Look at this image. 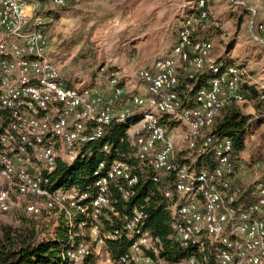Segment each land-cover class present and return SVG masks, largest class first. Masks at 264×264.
Here are the masks:
<instances>
[{
    "label": "built area",
    "instance_id": "obj_1",
    "mask_svg": "<svg viewBox=\"0 0 264 264\" xmlns=\"http://www.w3.org/2000/svg\"><path fill=\"white\" fill-rule=\"evenodd\" d=\"M84 1L0 0V219L13 210L18 222L60 217L71 238L78 228L99 247L128 239L130 247L118 260L107 252V264H169L160 257L162 240L147 227L144 206H135L119 227L108 229L103 221L109 213L119 216V201L135 197L143 170L151 169L155 183L166 179L162 192L170 202L171 239L188 252L173 264H264V160L253 164L257 175L252 184L236 183L234 176L243 166L236 161L233 141L213 133L225 107L247 104L244 86L256 79L247 66L217 64L211 40L195 36L207 26L212 0H197L198 14L182 22L170 53L138 72L148 96H132L128 102L117 78L110 80L113 91L106 95L71 85L50 57L46 19L38 11L45 4L62 10ZM259 29L264 35V26ZM184 74L208 82L194 96L183 97ZM257 85L264 110V85ZM131 106L141 119L121 139L129 152L101 161L85 188L58 186V164L92 156L91 147L105 138L114 121L135 115ZM99 150L107 156L112 152L108 143ZM185 150L190 158L212 157L216 165L198 169L182 161ZM94 254L80 239L66 247L62 258L90 264Z\"/></svg>",
    "mask_w": 264,
    "mask_h": 264
},
{
    "label": "rangeland",
    "instance_id": "obj_2",
    "mask_svg": "<svg viewBox=\"0 0 264 264\" xmlns=\"http://www.w3.org/2000/svg\"><path fill=\"white\" fill-rule=\"evenodd\" d=\"M183 1L85 0L76 8H69L70 10H60L45 4V9H42L39 15L46 19L45 27L52 50L68 54V57L74 55V70L83 72L92 83H96L95 79L99 74L103 75L100 69L97 72L100 54L103 56L104 53L106 55L110 52L122 57L123 62L131 60L133 64L146 60L152 53L158 55L160 50L152 47V41L145 42V33L160 24L157 19L159 15L167 17L169 12L172 25L170 26L178 27V30L187 16L197 15L194 14L198 13L197 0H186L187 4H191L182 8L181 12L178 8L182 6ZM209 7L210 19L206 29H210L212 34L213 54L226 61L247 66L248 69L253 68L255 74L264 78V44L256 39L264 40V35L259 29L260 25L264 26V0H212ZM135 41H142L143 44L137 47L138 49H133ZM260 83L264 84V80ZM128 96L124 93V102H128ZM240 108L244 113L245 106ZM137 128L133 125L130 129L133 132ZM263 133L264 126H261L255 131L253 141L248 140L244 155L249 156L251 165L264 160L260 139ZM135 165L145 169L144 164ZM250 169L251 166L247 165L241 172L243 179L248 178ZM146 171L143 170V174H146ZM59 218L43 216L18 222L17 212L13 210L8 216L0 219V242L7 243V238L15 239L24 232L30 222L38 223L37 226L44 227L46 233L52 234L58 226ZM79 233L80 238L88 242L95 251L90 264H107L106 248L99 247L86 233L84 236Z\"/></svg>",
    "mask_w": 264,
    "mask_h": 264
},
{
    "label": "trees",
    "instance_id": "obj_3",
    "mask_svg": "<svg viewBox=\"0 0 264 264\" xmlns=\"http://www.w3.org/2000/svg\"><path fill=\"white\" fill-rule=\"evenodd\" d=\"M41 11L42 9L38 11V14ZM194 14L198 13L194 12ZM216 63L223 67L239 64H230L223 59L217 60ZM204 77L208 78L209 76L205 75ZM181 80L182 84L179 91L183 97L194 96L197 89L208 82L206 79H189L186 74L181 76ZM187 85H190L192 88L187 89ZM261 108L262 105L260 106ZM131 109L135 112V115L128 118L125 122L119 123L114 121L108 128L105 138L100 143L91 147L93 151L92 156L77 160L73 165L58 164L54 176L58 186L85 188L93 183L95 169L101 161L122 158L123 154L129 152L128 144L122 143L121 139L126 138V134L131 126L137 124L141 119L137 109L134 106H131ZM263 124L264 110L257 116H251L244 114L239 105L233 104L225 107L217 116L213 133L219 138H230L233 141L234 156L238 162L239 159L237 156L240 152L244 151L246 139ZM1 131L2 128L0 127ZM260 139L264 159V133ZM104 143L111 145L112 152L109 156L101 153L99 150ZM215 165L216 161L212 157H204L196 162L198 169H212ZM145 173L140 179L137 195L128 202L119 201L117 204L119 216L109 213L103 218L104 225L108 229L119 227L121 226V219L130 216L135 206H144L148 213L147 227L163 243V250L160 253V257L168 263H176L185 259L188 256V252L179 247L171 239L173 229L171 227V216L167 210L170 202L164 197L160 189L163 186H167L166 179H163L161 183L157 184L152 180L154 175L153 170L147 169ZM170 188H173L172 185H170ZM114 196L120 199L118 194ZM57 220L59 221L58 226L52 234H48L49 232L46 233L44 227L40 228L37 226L38 223H27L26 221L27 225L22 234L17 232L19 235L15 239L7 238V243L0 242V264H69L62 258V253L66 247L72 245L73 242L77 243L81 239L77 235L80 234V231L78 228L72 230L74 231V238H71L70 229L65 223V220L63 218ZM6 236L9 237L8 234ZM129 247L130 241L123 238L122 240L108 241L105 248L113 260H118Z\"/></svg>",
    "mask_w": 264,
    "mask_h": 264
},
{
    "label": "crops",
    "instance_id": "obj_4",
    "mask_svg": "<svg viewBox=\"0 0 264 264\" xmlns=\"http://www.w3.org/2000/svg\"><path fill=\"white\" fill-rule=\"evenodd\" d=\"M190 4L191 3L187 4L186 0H184L182 6H180V8H178V9H180L182 12V8H185ZM76 7L77 6H73V7H69V8L72 9V8H76ZM69 8H66V9L70 10ZM162 11H163V9L161 10V12ZM188 17L189 16H187L186 18H188ZM157 19L160 21V24L158 26H155L153 29L148 30L145 33L144 37H146L145 42L146 41L149 42L151 40L152 41V44H151L152 47L158 48L160 50L158 52V55H153L154 53H152V55L146 57V60L133 64L134 62L131 60H129L127 62H123L122 57L115 55L113 53H110V52H108V53L106 52L107 53L106 55L104 53L103 56H102V54H100V56H99L100 66L97 68V72H99L98 69H100V72L103 73V75L101 76L99 74V77L95 79L96 83H92L91 79H88L86 76H84L83 72L79 73L76 70H74V68L72 66L74 55H72L71 57H68V54H64V53H60V52L58 53L57 50H55V49L52 50L51 45H50V52H49L50 57L58 65L61 72L66 77V79L70 82L71 85L81 86L83 84L84 86L96 88L101 93L106 95V94L112 93V91H113L112 87L110 86V80L114 77V78L118 79L119 87L124 91V93L126 95H129L128 98H130L132 96H136V95L148 96V92H147L145 85L143 84V82L138 77V72L141 69L153 67L158 59L165 57L166 54H169L171 49L173 48V46L177 42V39H178L177 33L179 34L178 31H180V29L178 30V27H174V28L171 27L172 25H171V21H170L169 12H168L167 17H165L163 15L162 16L159 15ZM179 28H181V27H179ZM209 30L210 29H206V28L202 29L201 28L197 31L196 36L199 39L211 40L212 34L210 33ZM141 44H143L142 41H135L133 43V49H138L137 47H139ZM147 47H150V46H147ZM214 56L216 59H214ZM65 58H66V60H65ZM212 58L215 61H217L219 59H223L222 57H217L213 53H212ZM141 59H144V58H141ZM226 62L230 63V64L231 63H237V62H233V61L232 62L226 61ZM142 65H144V66L142 67ZM249 69H250L252 75L254 76V78L256 79V84L244 86V93L248 98L247 104L243 105V106H245V110H244L245 112L244 113L246 115L257 116L259 113H261V111L263 112V109L262 108L260 109V106L262 104L258 98L260 86L257 84L258 83L261 84L260 81L264 80V78L255 74L253 68H249ZM261 126H264V124ZM128 131H129V133H132L131 129H129ZM255 131H254V133H255ZM254 133L246 139L244 151L247 149L248 140L250 139L253 141ZM244 151L240 152V154L237 156V158L239 159L238 163L240 165H242L243 167H241L237 170V173L234 176V181L238 184L250 185L254 182L256 175H257V171H256L254 165L253 164L251 165V160L249 162V160H248L249 156L244 155ZM189 156H190V153L188 154L186 152V150L184 153L180 154V158L182 159V161L189 162V163H190V161H192V164H194L196 166V162L199 159L198 158H190ZM247 165L251 166V169H250L249 174H247L248 178L245 180L241 177V172L246 169Z\"/></svg>",
    "mask_w": 264,
    "mask_h": 264
}]
</instances>
